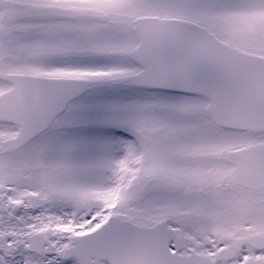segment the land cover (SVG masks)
I'll return each instance as SVG.
<instances>
[{
  "label": "snow or ice",
  "instance_id": "obj_1",
  "mask_svg": "<svg viewBox=\"0 0 264 264\" xmlns=\"http://www.w3.org/2000/svg\"><path fill=\"white\" fill-rule=\"evenodd\" d=\"M0 264H264V0H0Z\"/></svg>",
  "mask_w": 264,
  "mask_h": 264
}]
</instances>
